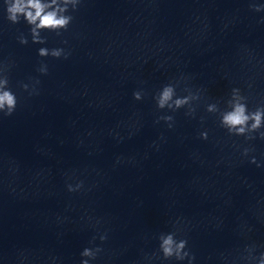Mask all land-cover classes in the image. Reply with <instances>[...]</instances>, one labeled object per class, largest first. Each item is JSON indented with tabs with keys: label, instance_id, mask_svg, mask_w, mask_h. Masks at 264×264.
<instances>
[{
	"label": "clouds",
	"instance_id": "clouds-1",
	"mask_svg": "<svg viewBox=\"0 0 264 264\" xmlns=\"http://www.w3.org/2000/svg\"><path fill=\"white\" fill-rule=\"evenodd\" d=\"M81 0H4L6 18L12 24H17L21 21V18L30 26V34L32 42L37 44L46 43V39L41 36V32L44 30L56 32L58 35L61 30H67L68 26L73 20L72 15L68 14L71 11H76ZM257 12L264 10V5H251ZM21 44H27L28 40L25 36L19 37ZM66 43V41H65ZM38 55L40 57L52 56L54 58H60L62 55L67 58V53L63 49L54 48L48 49L41 47L38 49ZM39 71L42 74H47V66L41 65ZM39 83V81H36ZM25 90L28 89V85L22 86ZM133 98L137 101L142 99V93L135 91ZM158 109H169L176 111L185 106L188 107L186 114L192 115L195 109L192 107V101L199 99L198 95L189 92L188 95L178 97L176 95V86L174 84H167L154 96ZM18 104V98L16 94L9 87V80L6 74L0 72V115L3 117L11 116ZM227 107L221 110L217 104L207 105V111L209 113H218L220 126L225 128L230 135L244 136L246 140H253L256 137L253 133H259L261 139H264V131H260L264 128V106L257 107L255 110L250 111L247 106V98L241 95L240 90L233 88L231 90V96L226 101ZM160 120H164L168 123V127L173 126V117L170 115L160 116L157 119V123ZM202 139H207V132H202ZM251 149L245 148L243 154L248 155ZM251 163H257L255 157L250 160ZM257 166L260 165L257 163ZM81 185H77L79 188ZM69 185V191H75ZM177 232L161 233L159 235V252L162 254V258L165 260L175 258L177 261H183L188 259V264H193L195 256L189 251H186L187 240L176 239ZM107 239L106 235H101L100 240ZM95 237H93V241ZM102 249L99 247L85 248L81 252V256L85 258L95 259L97 253ZM251 253V249L248 250ZM155 255V254H154ZM253 259L251 255L248 257ZM81 264H89V259H82ZM258 264H264V253L260 254Z\"/></svg>",
	"mask_w": 264,
	"mask_h": 264
}]
</instances>
